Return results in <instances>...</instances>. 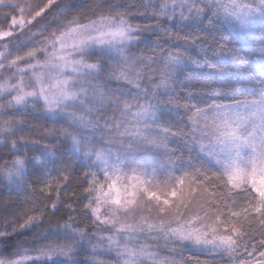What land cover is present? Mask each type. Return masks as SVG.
Here are the masks:
<instances>
[{"label": "snow or ice", "instance_id": "obj_1", "mask_svg": "<svg viewBox=\"0 0 264 264\" xmlns=\"http://www.w3.org/2000/svg\"><path fill=\"white\" fill-rule=\"evenodd\" d=\"M0 264H264V0H0Z\"/></svg>", "mask_w": 264, "mask_h": 264}]
</instances>
